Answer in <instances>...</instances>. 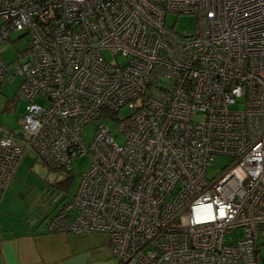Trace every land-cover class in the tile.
<instances>
[{
    "label": "built area",
    "instance_id": "1",
    "mask_svg": "<svg viewBox=\"0 0 264 264\" xmlns=\"http://www.w3.org/2000/svg\"><path fill=\"white\" fill-rule=\"evenodd\" d=\"M167 13L196 27L175 32ZM13 33L27 46L0 54V87L19 76L26 106L20 133L0 130V192L28 150L67 173L86 156L49 232L107 233L118 264H258L264 0H0V46Z\"/></svg>",
    "mask_w": 264,
    "mask_h": 264
},
{
    "label": "rangeland",
    "instance_id": "2",
    "mask_svg": "<svg viewBox=\"0 0 264 264\" xmlns=\"http://www.w3.org/2000/svg\"><path fill=\"white\" fill-rule=\"evenodd\" d=\"M166 24L175 32L183 31L191 32L196 27V20L191 14H175L167 13ZM19 33H13L11 40L0 46V54L4 61L9 64H14L19 60V51L27 46L26 39L23 37L15 41ZM24 58V57H22ZM119 61L121 57H118ZM22 59L21 61H23ZM21 78L15 76L11 81L8 78L0 87V130L11 131L15 134L20 133V119L25 113L26 100L17 96V89L20 85ZM35 102L45 104L40 98H36ZM231 108H241V105H234ZM132 109L129 104L122 106L118 111V118H123L131 113ZM108 127L113 133H117V121L114 119H106ZM97 122L92 119L82 130V136L86 143H89L94 137ZM24 148V146H22ZM228 161L226 158L217 159L216 165L211 169L213 173L215 168L222 167L223 162ZM90 164V159L86 156H81L73 161L71 173L62 170L49 169L36 155L34 150L25 152L19 166L16 169L11 181L9 182L8 198L6 204H11L13 207L19 205L25 207L31 216V220L43 219V216L50 215L55 206L52 204L55 197L61 193L65 194L64 198L72 196L80 183L82 174L86 171ZM67 175L71 178L66 182ZM39 219V221H40ZM43 223V222H42ZM74 234V233H63ZM80 236L86 237L84 243H80L81 254L92 253L96 256L95 261L89 264H118L116 257H105L101 244L108 234L104 232L79 233ZM82 234V235H81ZM93 235L103 236L97 239ZM237 236H244V229L233 230L225 236V241L229 242L230 237L233 242H236ZM89 238V239H88ZM256 245L258 247L257 263L264 264V225L257 230L255 235ZM106 250V249H105ZM109 251V249H108ZM112 255V254H111ZM108 262V261H111Z\"/></svg>",
    "mask_w": 264,
    "mask_h": 264
},
{
    "label": "crops",
    "instance_id": "3",
    "mask_svg": "<svg viewBox=\"0 0 264 264\" xmlns=\"http://www.w3.org/2000/svg\"><path fill=\"white\" fill-rule=\"evenodd\" d=\"M7 198L6 187L0 192V264H89L95 261L92 253L79 252L80 243H84L86 237L79 233L49 232L46 227L49 215L40 217V221L31 220L25 207L6 204ZM101 247L105 257L112 258L109 236Z\"/></svg>",
    "mask_w": 264,
    "mask_h": 264
},
{
    "label": "trees",
    "instance_id": "4",
    "mask_svg": "<svg viewBox=\"0 0 264 264\" xmlns=\"http://www.w3.org/2000/svg\"><path fill=\"white\" fill-rule=\"evenodd\" d=\"M71 178V176L70 175H67V177H66V182L69 180ZM256 253H257V255H258V249L256 250Z\"/></svg>",
    "mask_w": 264,
    "mask_h": 264
}]
</instances>
